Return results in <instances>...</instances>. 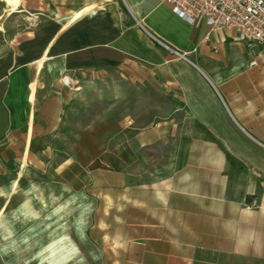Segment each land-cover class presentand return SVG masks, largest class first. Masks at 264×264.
<instances>
[{"label": "crops", "instance_id": "obj_1", "mask_svg": "<svg viewBox=\"0 0 264 264\" xmlns=\"http://www.w3.org/2000/svg\"><path fill=\"white\" fill-rule=\"evenodd\" d=\"M111 74L133 86L131 125L85 151L68 113ZM133 154L169 157L142 179ZM12 163L86 201V264H264V47L164 0H0V175ZM7 246L0 264H30Z\"/></svg>", "mask_w": 264, "mask_h": 264}, {"label": "rangeland", "instance_id": "obj_2", "mask_svg": "<svg viewBox=\"0 0 264 264\" xmlns=\"http://www.w3.org/2000/svg\"><path fill=\"white\" fill-rule=\"evenodd\" d=\"M8 1L17 5L19 0ZM8 18L12 23L6 30H22L21 16ZM82 85L79 104L68 113L69 126L71 123L72 129L78 130L81 136L73 140V145L85 151H100L113 144L104 135L118 130L116 120L120 119L122 126L130 127L135 109L133 86L129 80L122 83L118 76L112 74L94 80L84 78ZM120 85L121 90L118 89ZM118 99L126 100V106L119 107ZM92 121L95 123L89 134L93 137L90 138L86 136V127ZM77 157L88 163L95 156L82 153ZM133 157L132 163L139 160V165H142L139 177L148 179L160 172L161 165L167 163L169 156L133 154ZM1 208L0 238L8 244L4 253L9 258L26 259L30 264L44 261L48 264H86V201L79 197L72 199L66 189L56 185L37 166L23 168L12 163L6 167L0 175Z\"/></svg>", "mask_w": 264, "mask_h": 264}, {"label": "built area", "instance_id": "obj_3", "mask_svg": "<svg viewBox=\"0 0 264 264\" xmlns=\"http://www.w3.org/2000/svg\"><path fill=\"white\" fill-rule=\"evenodd\" d=\"M109 2V0H106ZM174 15L185 23L210 32L231 31L240 42L264 47V0H164ZM140 30L175 58L183 55L163 44L140 24Z\"/></svg>", "mask_w": 264, "mask_h": 264}]
</instances>
